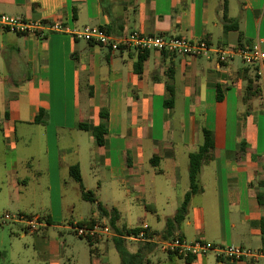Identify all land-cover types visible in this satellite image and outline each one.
Masks as SVG:
<instances>
[{
	"label": "crops",
	"instance_id": "crops-1",
	"mask_svg": "<svg viewBox=\"0 0 264 264\" xmlns=\"http://www.w3.org/2000/svg\"><path fill=\"white\" fill-rule=\"evenodd\" d=\"M104 4L105 9L100 0H0V14L58 19L69 29L103 27L115 36L140 31L233 50L259 42L264 49V0ZM101 124L107 132L98 144ZM204 127L213 132L214 148L201 166V189L184 220L167 228L190 190L189 155L202 145ZM0 135V157L7 154L11 167L25 168L19 192L25 194L32 180L30 194L46 198L44 213L33 216L45 222L35 241H44L48 264L75 257L67 255L65 232L74 233L69 224L110 223L98 203L117 210L119 229L148 224L156 242L125 238L130 252L143 249L144 264H264V258L234 261L216 250L188 260L157 246L158 240L181 236L264 250V74L239 56L219 63L216 56L116 51L67 32L40 36L0 26ZM74 165L95 202L83 199L77 181L69 188L81 202L65 196L63 171L73 181ZM86 241L87 262L110 264L101 250L113 237ZM146 243L156 247L146 250Z\"/></svg>",
	"mask_w": 264,
	"mask_h": 264
},
{
	"label": "built area",
	"instance_id": "built-area-1",
	"mask_svg": "<svg viewBox=\"0 0 264 264\" xmlns=\"http://www.w3.org/2000/svg\"><path fill=\"white\" fill-rule=\"evenodd\" d=\"M0 26L16 33L37 34L40 36H46L52 32H67L76 40L94 42L116 51L125 48L134 49L139 52L156 50L190 57L212 58L216 56L219 63L227 62L235 56H239L244 63L257 65L258 73L260 75L264 74V49L260 46L259 42L252 45L240 46L233 50L214 46L206 40L194 41L182 36L150 34L140 31H132L124 36H115L106 33L102 28L96 26L69 29L63 21L58 19L33 20L7 14H0ZM12 218L9 213L4 215L5 220ZM15 219L23 221L25 224L24 232L26 233L37 232L39 227L45 223L40 216L26 217L19 215ZM69 227L78 237L88 241H98L120 236L109 222L99 221L92 224H84L81 221H77L69 224ZM122 237L131 240L156 242L155 238L149 235L148 224L141 226L138 233ZM157 246L162 252L175 254L184 258L204 255L211 250H216L220 256L234 261L264 258V250H254L239 245L220 246L201 240L190 242L181 236L158 240Z\"/></svg>",
	"mask_w": 264,
	"mask_h": 264
},
{
	"label": "rangeland",
	"instance_id": "rangeland-1",
	"mask_svg": "<svg viewBox=\"0 0 264 264\" xmlns=\"http://www.w3.org/2000/svg\"><path fill=\"white\" fill-rule=\"evenodd\" d=\"M1 139V135H0ZM25 147L22 143L19 149L22 150ZM25 168L18 163L17 166L11 167L7 154L0 157V264H48L46 262L47 255L44 253L46 245L44 241H35V233L27 232L22 235L23 227L25 224L23 221L15 219L19 215L26 217H32L45 211L43 205L45 204V197L42 198L39 193L32 196L30 190L32 188V180L27 192L24 194L19 192L23 189L22 179L19 177L25 176ZM64 177V194L65 196H72L79 202L78 191H73L70 184L78 186L76 181H69L70 177L67 171H63ZM20 181V182H19ZM66 181H69L66 183ZM33 199H35L33 201ZM85 211V210H84ZM9 213L13 218L4 219V215ZM87 215L90 211H86ZM137 219V218H136ZM50 231L58 234L57 229L50 228ZM67 237V255L74 254V258L68 261L65 258L63 261L65 264H90L85 257L86 254L90 256V246L87 241L80 239L75 233L65 232ZM50 237V236H49ZM52 237V236H51ZM48 241V237H47ZM129 242L126 244L128 245ZM103 253L108 255L110 264H121V257L116 249L114 241L108 243V248L102 247ZM78 258L79 263H75L74 259Z\"/></svg>",
	"mask_w": 264,
	"mask_h": 264
},
{
	"label": "trees",
	"instance_id": "trees-1",
	"mask_svg": "<svg viewBox=\"0 0 264 264\" xmlns=\"http://www.w3.org/2000/svg\"><path fill=\"white\" fill-rule=\"evenodd\" d=\"M102 6L105 9L104 0H100ZM102 29L108 33L111 34L109 30L106 28ZM142 64V59L140 60V66ZM82 127H87L86 125H82ZM107 132L106 126L104 124H101L99 129L97 130V141L98 144H102L104 142L103 135ZM203 132V143L199 147V149L195 152L190 153L189 155V178H190V190L184 195L183 201L178 208L176 214L167 220V228L173 227L174 225L180 224L184 218L187 215L188 212V206L189 202L191 200V197L194 193L200 191V185L198 182V176L201 170L202 163L207 159L209 156L210 151L214 148V135L213 132L207 128L202 129ZM70 174L74 178L75 181H77L81 186V193L82 197L85 200H88L90 202H95L96 198L92 191L86 190L83 183H82V177L80 174V169L78 165H74L70 168ZM98 209L100 213L103 216H110V225L112 228L120 235L113 237L114 244L116 246L117 251L120 254L121 257V263L122 264H144L146 259L145 256L142 254L143 249H139L137 252H130L129 249L126 246L125 238L122 236H128L130 234H136L140 231V228L127 230V229H119L116 226V221L119 218L117 210H112L111 212H108L103 205L98 203ZM95 222H99L95 219H90L87 221H81V223L84 224H92ZM264 222V220H263ZM90 242V241H89ZM156 247V244L154 243H146L143 248L146 250H152ZM190 260V257L188 258Z\"/></svg>",
	"mask_w": 264,
	"mask_h": 264
}]
</instances>
